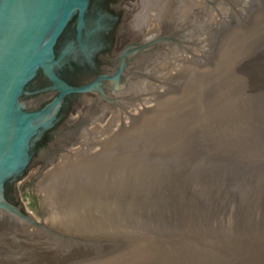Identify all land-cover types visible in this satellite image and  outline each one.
<instances>
[{
    "label": "water",
    "instance_id": "95a60500",
    "mask_svg": "<svg viewBox=\"0 0 264 264\" xmlns=\"http://www.w3.org/2000/svg\"><path fill=\"white\" fill-rule=\"evenodd\" d=\"M148 4L174 23L152 30L155 76L26 173L65 98L98 86L56 72L90 0H0V264H264V0ZM39 72L58 94L30 110Z\"/></svg>",
    "mask_w": 264,
    "mask_h": 264
},
{
    "label": "flooded vegetation",
    "instance_id": "af4514ba",
    "mask_svg": "<svg viewBox=\"0 0 264 264\" xmlns=\"http://www.w3.org/2000/svg\"><path fill=\"white\" fill-rule=\"evenodd\" d=\"M149 1L152 0H90L80 37L77 16L69 21L55 47L56 57L66 52L56 72L73 86L94 82L98 86L65 98L64 118L45 134L26 173L36 164L47 166L74 144L82 128L86 129L116 107L132 102L135 83L155 76L151 59L163 46L160 41L148 44L153 41L152 30L159 29L163 40L174 23L167 13L152 12L155 7ZM149 19L156 21L155 29L149 28ZM49 85L45 75L39 72L21 100L30 105V110L42 107L58 94L43 91ZM12 191L18 203L16 186Z\"/></svg>",
    "mask_w": 264,
    "mask_h": 264
}]
</instances>
